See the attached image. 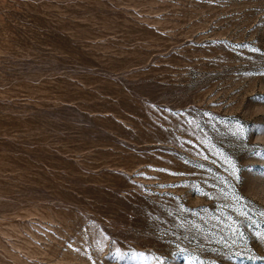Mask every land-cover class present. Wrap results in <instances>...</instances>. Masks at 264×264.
<instances>
[{
	"label": "rangeland",
	"instance_id": "obj_1",
	"mask_svg": "<svg viewBox=\"0 0 264 264\" xmlns=\"http://www.w3.org/2000/svg\"><path fill=\"white\" fill-rule=\"evenodd\" d=\"M0 264H264V0H0Z\"/></svg>",
	"mask_w": 264,
	"mask_h": 264
}]
</instances>
